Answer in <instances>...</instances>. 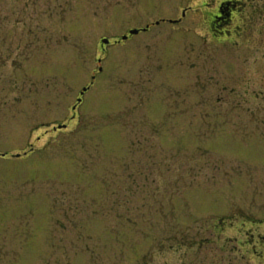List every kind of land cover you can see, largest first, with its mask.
<instances>
[{"label":"rangeland","instance_id":"1","mask_svg":"<svg viewBox=\"0 0 264 264\" xmlns=\"http://www.w3.org/2000/svg\"><path fill=\"white\" fill-rule=\"evenodd\" d=\"M201 1L0 0V264H264V0Z\"/></svg>","mask_w":264,"mask_h":264},{"label":"flooded vegetation","instance_id":"2","mask_svg":"<svg viewBox=\"0 0 264 264\" xmlns=\"http://www.w3.org/2000/svg\"><path fill=\"white\" fill-rule=\"evenodd\" d=\"M198 6V13H202L198 17V24L204 23L200 26L204 35H209L210 41L216 46H231L232 49H237V45L241 44L237 39H241L240 36L246 28L248 30V14L257 12L254 0H202ZM191 8L190 5L182 9L181 17L175 23H180L187 13H194L195 10Z\"/></svg>","mask_w":264,"mask_h":264},{"label":"water","instance_id":"3","mask_svg":"<svg viewBox=\"0 0 264 264\" xmlns=\"http://www.w3.org/2000/svg\"><path fill=\"white\" fill-rule=\"evenodd\" d=\"M129 32H130L131 34H136V33L139 32V30H138V29H131ZM122 38H123V39H126V38H127V35H123ZM102 42H103V43H108V42H109V39H108V38H103V39H102ZM100 69H101V68H100ZM86 90H87V87H85V88L82 90V93H83L84 91H86ZM80 100H81V99L79 98L78 101H80ZM73 108H75V106H74ZM65 126H66L65 124H60V125H58L59 128H61V127H65ZM16 156H20V154H16Z\"/></svg>","mask_w":264,"mask_h":264}]
</instances>
